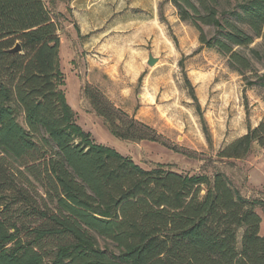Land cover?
Masks as SVG:
<instances>
[{"label":"trees","instance_id":"16d2710c","mask_svg":"<svg viewBox=\"0 0 264 264\" xmlns=\"http://www.w3.org/2000/svg\"><path fill=\"white\" fill-rule=\"evenodd\" d=\"M170 1L200 46L225 56L231 70L250 73L245 87L264 90V72L237 51L260 40L250 52L264 60V0L221 12L218 0ZM59 43L42 0H0V264H264L254 212L264 200L244 198L222 173L189 176L161 164L144 170L96 144L64 100ZM16 44L20 52L7 53ZM83 94L118 140L165 145L97 90L86 86ZM253 145L264 152V119L217 159L240 160ZM50 239L62 241L46 260L40 245Z\"/></svg>","mask_w":264,"mask_h":264},{"label":"rangeland","instance_id":"374dc122","mask_svg":"<svg viewBox=\"0 0 264 264\" xmlns=\"http://www.w3.org/2000/svg\"><path fill=\"white\" fill-rule=\"evenodd\" d=\"M42 1L58 27L64 100L76 124L96 144L113 149L144 170L161 164L189 176L211 178L222 173L244 198L264 200V152L257 145L240 160L217 159L222 148L264 119V90L245 87L250 73L231 70L225 56L200 46L198 32L178 19L170 0ZM218 1L221 12L245 0ZM204 31L213 34L210 28ZM260 43L256 40L248 48L237 49L250 59L258 75L264 72V60L256 61L250 50L258 49ZM149 54L158 60L152 68L146 65ZM86 86L116 108L130 111L165 145L118 140L93 113L83 94ZM146 92L153 95V103L144 97ZM17 120L23 125V116ZM254 212L260 217L259 235L264 237V209L256 207ZM241 235L242 230L237 234L238 247ZM61 241L41 243L46 260ZM104 244L99 241L101 247Z\"/></svg>","mask_w":264,"mask_h":264},{"label":"water","instance_id":"95a60500","mask_svg":"<svg viewBox=\"0 0 264 264\" xmlns=\"http://www.w3.org/2000/svg\"><path fill=\"white\" fill-rule=\"evenodd\" d=\"M20 50H21L20 45L19 44H16L15 47L12 48V49H9L7 51V53H9V54H16V53H19ZM157 61L158 60L156 58H154L151 54H149L148 57H147V60H146V65L148 67L152 68L157 63Z\"/></svg>","mask_w":264,"mask_h":264},{"label":"bare ground","instance_id":"6f19581e","mask_svg":"<svg viewBox=\"0 0 264 264\" xmlns=\"http://www.w3.org/2000/svg\"><path fill=\"white\" fill-rule=\"evenodd\" d=\"M144 97L148 100V102L153 103L154 97H153V95L151 93L146 92Z\"/></svg>","mask_w":264,"mask_h":264},{"label":"crops","instance_id":"0c3cea01","mask_svg":"<svg viewBox=\"0 0 264 264\" xmlns=\"http://www.w3.org/2000/svg\"><path fill=\"white\" fill-rule=\"evenodd\" d=\"M127 114L132 115L130 111L124 110Z\"/></svg>","mask_w":264,"mask_h":264}]
</instances>
